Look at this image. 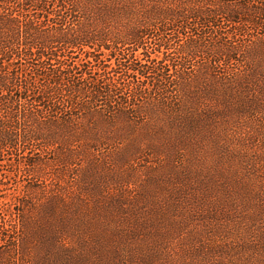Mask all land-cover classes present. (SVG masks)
<instances>
[{"label": "trees", "instance_id": "obj_1", "mask_svg": "<svg viewBox=\"0 0 264 264\" xmlns=\"http://www.w3.org/2000/svg\"><path fill=\"white\" fill-rule=\"evenodd\" d=\"M121 120L176 136L196 174L203 153L223 159L210 140L222 133L223 143L233 125L264 142V0H0V171L72 167L104 146L73 143ZM36 142L58 152L56 164L21 160ZM255 151L263 169L239 197L264 214V153ZM39 181H23L15 205L37 210ZM9 218L0 213V264H42V228Z\"/></svg>", "mask_w": 264, "mask_h": 264}, {"label": "rangeland", "instance_id": "obj_2", "mask_svg": "<svg viewBox=\"0 0 264 264\" xmlns=\"http://www.w3.org/2000/svg\"><path fill=\"white\" fill-rule=\"evenodd\" d=\"M242 124L233 125L223 143L222 133L210 140L226 155L203 153L192 164L197 174L183 167L189 162L177 156L183 146L176 136L156 135L152 126L135 129L124 120L73 143L71 149L78 150L102 139L104 146L90 158L74 157L72 167L62 170L54 165L58 152L44 154L43 144L36 142L26 147L32 149L28 154L22 151L21 160L40 159L54 167L38 173L0 171L4 188L10 189L3 194L11 196L0 199V213L12 212V227L21 214L29 217L28 225L42 228V264H264V214L253 212L248 197H239V189L263 169L255 150L262 155L264 142L248 141L251 150L245 140L249 129H240ZM36 180L44 183L45 198L27 212L15 205L16 198L22 197L23 181ZM59 190L62 196L56 195ZM250 190L246 187L247 196ZM256 191L263 195V189Z\"/></svg>", "mask_w": 264, "mask_h": 264}]
</instances>
